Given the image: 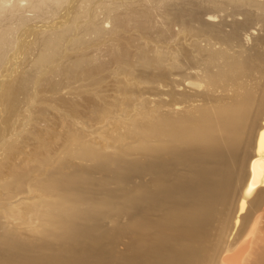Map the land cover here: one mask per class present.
I'll list each match as a JSON object with an SVG mask.
<instances>
[{"label": "bare ground", "instance_id": "6f19581e", "mask_svg": "<svg viewBox=\"0 0 264 264\" xmlns=\"http://www.w3.org/2000/svg\"><path fill=\"white\" fill-rule=\"evenodd\" d=\"M255 25L264 0H0V264H264Z\"/></svg>", "mask_w": 264, "mask_h": 264}, {"label": "rangeland", "instance_id": "374dc122", "mask_svg": "<svg viewBox=\"0 0 264 264\" xmlns=\"http://www.w3.org/2000/svg\"><path fill=\"white\" fill-rule=\"evenodd\" d=\"M259 27V28H258ZM255 29H253V31H255L254 32V34L253 35H258V34H261V33H263L264 32V30H262V28H261V26L260 25H255V27H254ZM252 29H251V31H252ZM250 31V30H249ZM93 177H95V176H98V175H93V174H91ZM107 186H108V184H107ZM127 211H132V212H135V207L134 206H132V207H130L128 210H124L121 214H120V216H119V218H117L116 220H114V221H119V223L120 224H125V223H127V222H132V223H135V218H133V219H130V218H128V216H127V214H126V212ZM107 218H109V217H107ZM107 222L111 225V224H113L112 223V221H110V220H107ZM124 236H121L120 238L122 239ZM126 238V237H125ZM123 239L122 241H120L119 242V245L117 246V248H116V250L117 251H120V252H123L124 251V248H125V241L124 240H126V239ZM120 240V239H119ZM207 264H218V262H217V254H215V253H210L209 254V256H208V259H207Z\"/></svg>", "mask_w": 264, "mask_h": 264}]
</instances>
